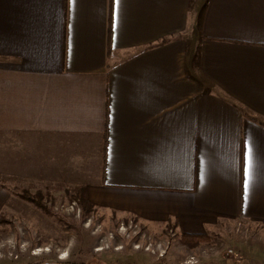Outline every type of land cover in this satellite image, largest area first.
Wrapping results in <instances>:
<instances>
[{
	"label": "crops",
	"instance_id": "crops-1",
	"mask_svg": "<svg viewBox=\"0 0 264 264\" xmlns=\"http://www.w3.org/2000/svg\"><path fill=\"white\" fill-rule=\"evenodd\" d=\"M56 148L103 215L264 227V0H0V213Z\"/></svg>",
	"mask_w": 264,
	"mask_h": 264
},
{
	"label": "rangeland",
	"instance_id": "rangeland-1",
	"mask_svg": "<svg viewBox=\"0 0 264 264\" xmlns=\"http://www.w3.org/2000/svg\"><path fill=\"white\" fill-rule=\"evenodd\" d=\"M83 151L74 153L77 161ZM46 153L53 154L56 164L62 163L53 167L55 173L51 176L42 173L47 167L33 166L37 175L22 174L23 178L16 182L14 167H25L29 161L26 151L22 164L10 167L11 179L7 177L5 182L14 197L9 209L0 213V264H31L40 259L60 264H178L210 245L222 246L219 254L223 256L244 260L248 255L249 263L264 264V227L239 219L224 230L204 235L206 240L196 241L201 243L192 244L196 242L183 243L186 241L176 235L173 227L153 231L132 219L103 215L91 201V211L81 218V207L74 196L83 189V177L79 176L88 166L79 161L82 165L72 166L73 172L64 165L67 157L63 158L61 148L40 151L35 157L40 162L47 161L43 157ZM83 194L86 197L84 189ZM25 195L40 201L41 206ZM170 231L174 235L170 236ZM228 248L235 254H226Z\"/></svg>",
	"mask_w": 264,
	"mask_h": 264
},
{
	"label": "trees",
	"instance_id": "trees-1",
	"mask_svg": "<svg viewBox=\"0 0 264 264\" xmlns=\"http://www.w3.org/2000/svg\"><path fill=\"white\" fill-rule=\"evenodd\" d=\"M25 198H27L28 200H31L33 203H35L37 206H41L40 201H38L37 199H34L33 197H29L28 195H25ZM74 198H76L79 202V205L81 207V218H84L87 216V214L91 211V207L93 206V204L84 196L83 194V189H79L76 193V195L74 196ZM181 240L182 241H186V242H196L199 240H206L207 237L204 235H199V234H181L180 235ZM44 260L40 259L34 263L31 264H40L42 263Z\"/></svg>",
	"mask_w": 264,
	"mask_h": 264
},
{
	"label": "built area",
	"instance_id": "built-area-1",
	"mask_svg": "<svg viewBox=\"0 0 264 264\" xmlns=\"http://www.w3.org/2000/svg\"><path fill=\"white\" fill-rule=\"evenodd\" d=\"M174 235L173 231H170V236ZM222 247V246H221ZM221 247L219 245H211L210 246H206L203 248H199L198 249V253L197 254H189L187 255L185 258H183L182 260H180V262L178 264H196L198 261V257L200 255H205V254H211V253H217L218 251L221 250ZM148 249V248H147ZM226 254H235V252H233V250L231 248H228L225 250ZM32 253H36L37 252H32Z\"/></svg>",
	"mask_w": 264,
	"mask_h": 264
},
{
	"label": "snow or ice",
	"instance_id": "snow-or-ice-1",
	"mask_svg": "<svg viewBox=\"0 0 264 264\" xmlns=\"http://www.w3.org/2000/svg\"><path fill=\"white\" fill-rule=\"evenodd\" d=\"M245 175H246V177H247V175H248V170H247V169H245ZM248 192H249V182H248V180L246 179L245 182H244V194H245V197H246V198H247V196H248Z\"/></svg>",
	"mask_w": 264,
	"mask_h": 264
},
{
	"label": "water",
	"instance_id": "water-1",
	"mask_svg": "<svg viewBox=\"0 0 264 264\" xmlns=\"http://www.w3.org/2000/svg\"><path fill=\"white\" fill-rule=\"evenodd\" d=\"M40 264H60L59 262L57 261H43L42 263Z\"/></svg>",
	"mask_w": 264,
	"mask_h": 264
},
{
	"label": "bare ground",
	"instance_id": "bare-ground-1",
	"mask_svg": "<svg viewBox=\"0 0 264 264\" xmlns=\"http://www.w3.org/2000/svg\"><path fill=\"white\" fill-rule=\"evenodd\" d=\"M39 250H43L42 248L41 249H39ZM64 256V255H63Z\"/></svg>",
	"mask_w": 264,
	"mask_h": 264
}]
</instances>
